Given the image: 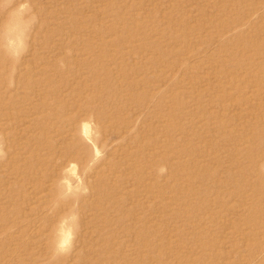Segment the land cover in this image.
Returning a JSON list of instances; mask_svg holds the SVG:
<instances>
[{
  "label": "rangeland",
  "instance_id": "1",
  "mask_svg": "<svg viewBox=\"0 0 264 264\" xmlns=\"http://www.w3.org/2000/svg\"><path fill=\"white\" fill-rule=\"evenodd\" d=\"M0 264H264V0H0Z\"/></svg>",
  "mask_w": 264,
  "mask_h": 264
}]
</instances>
